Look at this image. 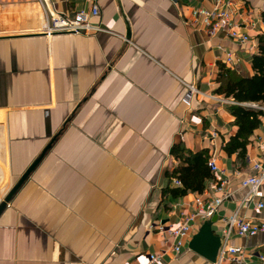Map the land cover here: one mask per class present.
<instances>
[{
    "label": "crops",
    "instance_id": "obj_1",
    "mask_svg": "<svg viewBox=\"0 0 264 264\" xmlns=\"http://www.w3.org/2000/svg\"><path fill=\"white\" fill-rule=\"evenodd\" d=\"M92 1L108 33H43L44 3L71 17L91 7L83 0H0V203L51 146L0 216V264H212L189 250L196 233L178 255L158 229L183 224L199 196L224 198L218 236L235 215L264 222L241 188L264 163V117L246 156L228 155L235 104L217 93L224 68L253 76L264 0H233L245 45L189 23L214 0ZM178 144L221 171L202 194L168 193ZM227 245L264 254V233Z\"/></svg>",
    "mask_w": 264,
    "mask_h": 264
},
{
    "label": "built area",
    "instance_id": "obj_2",
    "mask_svg": "<svg viewBox=\"0 0 264 264\" xmlns=\"http://www.w3.org/2000/svg\"><path fill=\"white\" fill-rule=\"evenodd\" d=\"M83 1L91 4V7L78 11L71 17L51 11L48 5L44 3L46 23L43 33L48 36L61 34L94 36L100 33H108V30L94 22L100 16L98 6L93 4L92 0ZM233 4V0H214V6L210 9L193 8L189 23L193 26L203 27L212 37L217 36L221 32H226L232 41L242 45L250 44L252 43L250 37L242 34L234 21ZM227 63H232L231 55H228ZM257 109L264 112V106L257 107ZM208 167L213 175L221 173L215 161H209ZM253 170L255 171V175L245 178L241 183V188L249 191L244 201L246 204H250L255 199H260L261 202L256 206L259 210H263L264 200L260 189L264 186V163H254ZM177 185L181 186V183L178 182ZM224 186L225 184L221 183L218 186V192H222ZM223 201L224 198L215 196L210 201L197 199L196 205L200 208L197 214L188 217L183 224L177 227H170L166 230L164 226H161V231L167 233L173 240V249L177 254L184 249L186 242L198 231V227L194 226V222L196 220H208L212 218ZM262 233H264V222H251L240 219L236 215L232 216L229 219L228 230L224 236L218 260L214 264H249V260L253 262L255 259H257V264H264V254L249 255L244 248L227 245L230 238L234 235L239 238L248 239ZM164 255L165 253L151 255L149 257L150 262H160Z\"/></svg>",
    "mask_w": 264,
    "mask_h": 264
},
{
    "label": "trees",
    "instance_id": "obj_3",
    "mask_svg": "<svg viewBox=\"0 0 264 264\" xmlns=\"http://www.w3.org/2000/svg\"><path fill=\"white\" fill-rule=\"evenodd\" d=\"M258 53L251 59L253 76L240 77L235 72L224 68L220 74V88L217 93L231 99L235 105L231 107V114L238 127L236 136L224 146L228 155L238 153L245 157L250 138L261 125L264 112L252 107L264 105V34L257 37ZM172 155L181 165L170 173V178L182 182V188L168 190L173 198L185 196L187 193H202L205 183L212 174L208 167L210 160L208 151L194 153L182 144L174 146Z\"/></svg>",
    "mask_w": 264,
    "mask_h": 264
},
{
    "label": "water",
    "instance_id": "obj_4",
    "mask_svg": "<svg viewBox=\"0 0 264 264\" xmlns=\"http://www.w3.org/2000/svg\"><path fill=\"white\" fill-rule=\"evenodd\" d=\"M51 146H48L40 158L34 162V164L25 172L20 181L14 186V188L9 192L6 198L0 203V216L8 207L12 201L15 194L22 187V185L27 181L32 172L36 169L41 159L45 156L48 149ZM216 222L214 218L210 222H206L200 227L199 231L193 236L192 240L189 243V250L195 254L201 256L210 263H215L219 255L220 249L222 247L221 238L215 234L212 225Z\"/></svg>",
    "mask_w": 264,
    "mask_h": 264
},
{
    "label": "rangeland",
    "instance_id": "obj_5",
    "mask_svg": "<svg viewBox=\"0 0 264 264\" xmlns=\"http://www.w3.org/2000/svg\"><path fill=\"white\" fill-rule=\"evenodd\" d=\"M193 94V93H192ZM235 104V103H234ZM212 174V173H211ZM213 175V174H212ZM178 182H180L181 183V186H178L177 185V183ZM173 183H174V185L176 186V187H178V188H182L183 187V185H182V182L181 181H179V180H175V181H173ZM205 191V190H204ZM203 191V192H204ZM199 194H202V193H199ZM213 197L212 196H210V197H207V199H203V198H201V196H199L198 198H196V200H195V204H197V199H202V200H207V201H210L211 199H212ZM223 205V203L221 204V206ZM220 206V207H221ZM220 207L218 208V210H217V212H216V214L215 215H217L218 214V211H219V209H220ZM199 210H200V208L198 207V205H196V211H195V213H193L192 215H194V214H197V212H199ZM191 215V216H192ZM214 215V216H215ZM212 217V218H210V219H208V220H203V219H201V220H196L195 222H194V226H197L198 228L199 227H202L203 226V224H205L206 222H210V221H212L213 220V218H215V217ZM193 224V223H192ZM228 225H229V220H228V222H227V227H226V229L224 230V233H223V237H221V236H219L220 238H221V240H222V245H223V239H224V236H225V234H226V232H227V230H228ZM161 226L159 227V232H162L163 233V231H161ZM197 233V232H196ZM174 248V247H173ZM242 248V247H241ZM173 251H174V249H173ZM175 252V251H174ZM183 252V249H182V251L180 252V253H178V255H180L181 253ZM176 253V252H175ZM259 253V252H258ZM177 254V253H176ZM248 254L249 255H251V254H256L255 252H248ZM152 255H154V254H152ZM218 258V257H217ZM218 259H216V261H217ZM214 264V263H213ZM244 264V263H243ZM249 264H257V260H256V262L254 263V261L252 262L251 260H249Z\"/></svg>",
    "mask_w": 264,
    "mask_h": 264
}]
</instances>
